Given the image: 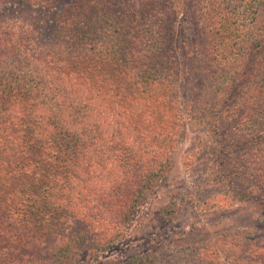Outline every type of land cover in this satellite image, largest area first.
Here are the masks:
<instances>
[{"label": "trees", "instance_id": "16d2710c", "mask_svg": "<svg viewBox=\"0 0 264 264\" xmlns=\"http://www.w3.org/2000/svg\"><path fill=\"white\" fill-rule=\"evenodd\" d=\"M36 6L33 27L22 15ZM127 6L15 0L14 19L0 13L3 264H79L118 244L187 126L209 124L230 203L264 205L262 171L247 176L239 163L264 153V124L243 133L252 115L264 122V0ZM37 28L48 37L35 40ZM176 200L156 210L159 222ZM195 247L192 264H264V237ZM169 252L132 249L104 264H159Z\"/></svg>", "mask_w": 264, "mask_h": 264}, {"label": "rangeland", "instance_id": "374dc122", "mask_svg": "<svg viewBox=\"0 0 264 264\" xmlns=\"http://www.w3.org/2000/svg\"><path fill=\"white\" fill-rule=\"evenodd\" d=\"M131 2L132 0H125L126 9L130 8L127 5ZM5 3L0 2V13L3 14L7 10L4 16L14 19L11 8H14L15 0H5ZM35 3L40 5L38 1ZM118 3L115 7L122 5ZM135 7L141 9L140 13L145 12L141 3ZM161 9L158 11H162ZM37 10V6L31 11L24 9V23H33V27H36L33 18L41 14ZM34 35L38 42L45 36L39 28ZM236 112L232 107L230 114L234 115ZM263 124L264 122L254 114L243 133L256 134ZM207 130L209 124L186 127L177 151L172 155L169 169L158 180L156 190L138 208L134 221L126 231L127 234L120 238L118 244L104 252H94L90 248L81 253L79 264H104L109 259L124 256L127 250L153 252L159 247L170 250L159 264H192L195 246L198 244L212 245L219 239L224 241L229 238L241 244L245 239L264 237V205L255 199L233 205L230 203L226 196L227 181L219 171L216 148L214 142L209 139L210 131ZM256 152L239 157V163L247 176L259 175L261 171L264 175L263 169L260 170L261 164L264 167V153ZM139 161L141 164L142 160ZM171 195L177 199L173 216L169 222L161 223L155 217L156 210L169 200ZM109 224L113 227L114 223ZM10 241H7V246L13 242ZM15 244L16 242L11 244L12 249L16 247ZM216 249L219 247L216 246ZM9 256L8 254L0 258V264H3L4 259L8 260Z\"/></svg>", "mask_w": 264, "mask_h": 264}]
</instances>
